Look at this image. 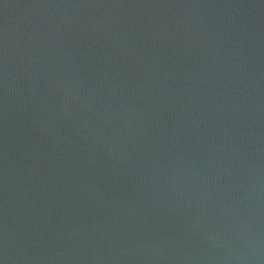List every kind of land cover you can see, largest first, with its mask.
Wrapping results in <instances>:
<instances>
[{
  "label": "water",
  "instance_id": "1",
  "mask_svg": "<svg viewBox=\"0 0 264 264\" xmlns=\"http://www.w3.org/2000/svg\"><path fill=\"white\" fill-rule=\"evenodd\" d=\"M0 264H264V0H0Z\"/></svg>",
  "mask_w": 264,
  "mask_h": 264
}]
</instances>
